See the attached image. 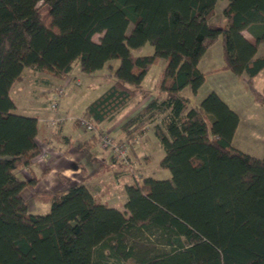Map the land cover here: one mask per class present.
I'll use <instances>...</instances> for the list:
<instances>
[{
	"label": "trees",
	"instance_id": "16d2710c",
	"mask_svg": "<svg viewBox=\"0 0 264 264\" xmlns=\"http://www.w3.org/2000/svg\"><path fill=\"white\" fill-rule=\"evenodd\" d=\"M218 1L0 0V264H264V156L233 146L240 116L217 92L194 106L183 94L187 87L197 94L206 83L200 61L222 37L219 70L244 78L254 101L264 104V90L255 85L264 70V56L257 55L264 0H228L225 26L214 28L209 21ZM148 43L153 54L133 53ZM163 59L156 88H145L148 72ZM76 63L87 75L109 64L114 79L74 120L75 128L84 127L82 119L95 127L78 150L94 148L108 134L105 124L148 100L121 126L118 142L129 145L127 157L110 150L100 169H112L121 186L129 176L127 200L122 208L100 203L96 195L104 191L95 194L75 181L45 193L49 213L32 214L23 193L37 196L41 177L24 171L42 153L39 116L18 114L10 92L26 70L65 81ZM59 86L67 88L56 86V94ZM65 124L64 118L50 126ZM149 130L164 152L159 167L169 176L139 180L132 153ZM42 144L51 161L52 143ZM154 232L170 250L146 243L137 249L131 242Z\"/></svg>",
	"mask_w": 264,
	"mask_h": 264
},
{
	"label": "rangeland",
	"instance_id": "374dc122",
	"mask_svg": "<svg viewBox=\"0 0 264 264\" xmlns=\"http://www.w3.org/2000/svg\"><path fill=\"white\" fill-rule=\"evenodd\" d=\"M228 0H219L216 4V14L213 18L210 19L209 23L214 28H221L225 26V18L223 10L227 5ZM45 9L44 11H46ZM100 36H96L95 39L98 41ZM223 38L220 37L218 41L210 48V50L205 55L203 62L201 64V70L204 72L208 70L209 66L215 64L217 61H222L223 57ZM154 47L151 44H146L141 50H133L135 55H149L153 54ZM259 56L264 55V42L260 43L259 47ZM111 64L117 67L119 61H112ZM167 61L160 60L158 64L154 65L147 76L143 81V86L147 89L154 90L157 86L161 74L166 67ZM35 76L26 75L22 81L18 82L13 89L12 97L14 100L20 101V107L17 110L18 114L26 116H40L51 119L55 116V113L51 109V103L54 100L56 95V84H59V80L53 78L47 74L34 72ZM112 71H110L109 64H107L102 70L97 71L94 74H83L80 71V64L76 63L74 65L73 71L70 75L69 81L66 83L67 90L62 95L60 102V116L66 119V124L64 127V133L68 136H72L77 141L81 137V140H88L95 133L94 131H89L85 127L75 128L73 126L74 120L78 117H81L83 111L87 104L97 98L102 94L108 86L113 82V77L110 76ZM228 74L223 73H213L207 75L206 83L200 88L197 94H193L192 90L187 87L183 90V94L191 98V105H199L207 95L215 91L217 92L230 106L233 105L235 108H232L240 116V125L236 134L233 138V146L237 149L248 153L252 156L262 158L264 156V104H260L254 101L252 93L250 91L249 85L244 78H239L233 72H229L231 75L229 78L226 76ZM38 78V81L35 79ZM46 77L51 79V84L45 83L44 78ZM80 81V86L77 90H74L70 87L69 84L76 83ZM60 85V84H59ZM255 85L261 91L264 90V71L259 74V78L256 77ZM58 86V85H57ZM21 92L22 97H19V92ZM40 93V94H39ZM20 98V99H19ZM151 98H149L150 100ZM148 100H146L147 103ZM231 103V104H230ZM140 104L132 105L129 107L130 114L134 111H138ZM145 105V104H144ZM135 115V114H134ZM121 116V115H120ZM106 130V129H105ZM107 133V130H106ZM108 135L112 136L117 141L123 139H117L115 135H111L108 132ZM148 140L144 141V146L148 150L149 160L145 159L143 153H141V158L139 163L134 162L133 166L136 170H139L142 175H140L139 180L143 176H153L155 178H162L163 172L158 165V159L161 158L162 151L158 146L152 145L150 139L156 140L155 133L153 130H149L145 136ZM137 146L141 145L136 144ZM90 154H95L96 157L102 158L103 154L106 156L110 149L104 148L103 140L97 142L96 146L92 148ZM150 162L151 165L148 167L147 163ZM110 163V162H109ZM107 170V171H111ZM163 170V169H162ZM124 172L127 171V168L123 169ZM127 175V174H126ZM123 184L130 183L131 179L129 176L122 178ZM122 187V186H121ZM97 200L100 203L105 201V194L100 196L96 195ZM28 205L29 211L32 214H47L50 211L51 199L49 194L40 195L39 198H29ZM122 199L121 201H118ZM118 200H116L115 206L121 208L124 206L127 196L126 192L120 191L118 188ZM110 202V201H107ZM155 235L151 233H145L139 237L137 240H131L133 243H137V249L143 248L146 244H149V247L155 248H164V250H170L169 246H165L162 238L158 237V234L154 232ZM146 243V244H145ZM144 244V245H143ZM141 248V249H142ZM140 249V250H141ZM113 262V261H112ZM121 264H128V262H122Z\"/></svg>",
	"mask_w": 264,
	"mask_h": 264
},
{
	"label": "crops",
	"instance_id": "0c3cea01",
	"mask_svg": "<svg viewBox=\"0 0 264 264\" xmlns=\"http://www.w3.org/2000/svg\"><path fill=\"white\" fill-rule=\"evenodd\" d=\"M243 34L250 42L252 43L256 42L254 36L251 33H249L248 30H244ZM257 47H258L257 55L259 56L258 53H259L260 44H258ZM210 48L207 50V52L210 50ZM207 52L204 54L203 58L200 61V65H199L200 67H201L203 59L205 55L207 54ZM260 56H264V55H260ZM224 63H225L224 58L222 57V61H217L215 64L209 66V68H207L208 70L204 72L207 73V75L213 74V73L217 74L220 72L223 74H228L226 76L231 78L230 77L231 75H229V72L231 71L219 70L224 66ZM27 74L31 76H35L34 75L35 73L32 70H26L24 72V76H26ZM42 78H44L45 83H48L49 85L52 83L51 79L46 78V77H42ZM257 78H259V76ZM35 79L38 81L37 77H35ZM69 79H70V76L65 81H59L58 83L66 84L69 81ZM77 81L80 83L79 80ZM18 82H16L13 86L10 92L11 96H12L13 89L15 88ZM74 83L75 82L73 81V83L69 85L72 89L77 90L80 85L75 86ZM59 84H56V86ZM19 97H22L21 92H19ZM15 102L19 109L20 103H22V100L20 99L19 103L16 100ZM144 104H146V100L143 101L139 105L138 111H134L133 113L130 114V112L128 111L129 109L126 110L123 114H121V116L117 118L115 122L108 124V125L105 124L104 129L110 132L111 135H115L117 139H124V135L122 134V131H121V126L128 119L134 116V114L139 112L145 106ZM231 106L236 109V107H234L233 105ZM49 120L50 119H47L46 117L40 118L39 116L38 142L39 144H41L44 142V140H46L52 143L53 146H52L51 157H50L51 161H49L50 163H47L46 165L45 164L40 165L35 162V164L29 167L27 172L24 171L27 174V176H30V177L37 176V177H41V179L34 190L37 196H34L30 190H25L23 194L26 197H29L31 199L39 198L40 195H43L47 192L63 191L68 187L70 183H73L75 181H84V183L91 189L93 193L98 194L100 191L101 192L104 191L106 193L105 201H110L107 203L110 206H115L114 203H116V200H118V188L120 187V191L123 192L125 184H123L121 187V183L117 181L116 179H114V172L111 173L110 171L105 172L104 170H100L101 167L105 165L106 162L108 163L107 155L104 156L103 154L102 158H100V157H96L94 153L90 154L89 151L91 149L88 151L78 150L76 145H80L81 141H83L81 140V137L78 138L76 141L75 138H73L72 136H68L64 133L65 125L52 128L50 126ZM64 136L69 137L70 143L67 142L68 140L64 139ZM61 138H63V140ZM147 138L143 137L141 140V145L140 146L136 145L135 152L132 153V159L134 162L137 161V164L139 163L140 157H142L143 155L145 159H148V160L150 159L148 157L149 154H147L148 150L144 146L145 144L144 141L146 140L149 141V139ZM150 141L152 145L158 146L159 149L162 151V154H161V158H162L164 156V152H163L162 147L160 146L158 139L156 140L150 139ZM141 153H143L142 156H141ZM161 158L158 159V165H159ZM150 165L151 163L148 162L147 166L149 167ZM47 167H49V171L45 173L44 170ZM160 172H163V175L166 177L169 176V172L167 170L161 169ZM121 200L122 199H119L118 201H121ZM115 207H118V206H115Z\"/></svg>",
	"mask_w": 264,
	"mask_h": 264
},
{
	"label": "built area",
	"instance_id": "2783aa9c",
	"mask_svg": "<svg viewBox=\"0 0 264 264\" xmlns=\"http://www.w3.org/2000/svg\"><path fill=\"white\" fill-rule=\"evenodd\" d=\"M75 86H79L80 83L76 82L74 83ZM66 88L65 86H59L57 88V94L54 97L53 102L51 103V109L55 113V117L50 120L51 125H55L58 121L62 122L64 120L63 117L60 116V108H61V102L60 99L62 95L65 93ZM81 124L89 131H94L95 127L93 124H91L89 121L82 119ZM103 146L104 148H108L111 150V152L118 158V159H125L128 155V151L130 149L129 145L125 142H118L114 138L110 137L108 134L103 135ZM40 147L42 148V153L39 157L36 159V163L40 165H46L47 163H50L48 159V149L45 147L42 143L40 144Z\"/></svg>",
	"mask_w": 264,
	"mask_h": 264
}]
</instances>
